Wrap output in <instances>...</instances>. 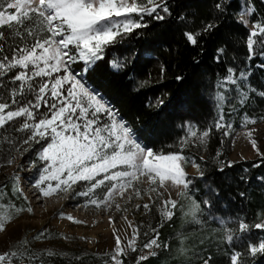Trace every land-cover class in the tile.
I'll list each match as a JSON object with an SVG mask.
<instances>
[{"label":"snow or ice","instance_id":"snow-or-ice-1","mask_svg":"<svg viewBox=\"0 0 264 264\" xmlns=\"http://www.w3.org/2000/svg\"><path fill=\"white\" fill-rule=\"evenodd\" d=\"M256 11L255 0H239L235 5L233 0H204L198 22L196 14L189 21L188 12H176L174 19L184 43L197 46L201 40H212L216 63L227 59L230 45L240 43L245 51L243 61L237 64L233 57L226 74L217 78L211 96L218 109L217 118L201 130L181 117L184 135L177 138L171 150L162 151L142 129L121 117L102 91V84L90 74L106 63L112 74L127 77L131 91L144 87L146 81L137 80L139 61L150 50L138 51L127 41L143 35L141 30H147L153 21L173 19L170 0H0V167L13 166L9 200L5 203L0 197V233L6 232L7 225L20 213L33 211L30 202L17 205L12 199L23 197L28 201L21 187L20 173L24 172L37 200L82 197L85 206L126 213L134 198L149 197L150 203L134 207L148 212L151 204L159 212L161 223L151 228V234L144 232V240L138 243L140 226L122 217L132 231L122 237L113 226L114 247L106 254L105 264H125L124 257L133 253H139L135 264H148L160 249L171 251V246L160 239L158 229L163 221L173 218L178 206L191 223L203 224L211 219L220 226L216 247L221 257L201 248L192 253L196 264H251L257 256H264V235L253 232L264 233V211L255 223L239 213L227 218L215 216L214 211H224L218 207L221 189L209 181L195 156L185 154L191 145L205 147L213 129L220 134L221 145L226 138L235 142L233 123L223 114V105L231 103L225 92H234L232 99L240 107L246 105L251 94L264 99V84L256 87L250 82L254 59L258 58L264 69V18L254 19ZM234 26L246 31L238 33ZM112 51L117 55L111 56ZM159 71L163 78V64ZM175 79L184 77L177 75ZM164 95L155 99L154 106L161 112L171 103ZM176 106L179 109L183 105L177 101ZM259 119L264 120V115ZM256 122V116L245 113L242 126L247 128ZM253 132L247 128V140L264 157ZM221 155L218 148L214 159L219 173L234 163L220 159ZM189 163L196 169L194 175L186 171ZM244 171L247 173V169ZM246 179L250 177H240ZM256 179L264 183V176ZM197 180L205 185L203 191L197 188ZM173 189L179 200L172 198ZM165 193H169L167 198ZM59 215L64 218L66 214L61 211ZM66 218L83 223L70 214ZM108 220L113 222L111 215ZM45 233L41 231L33 239L44 238ZM177 254L181 257L179 264H192L183 237ZM43 255L62 254L47 250L38 254L24 239L0 252V264H45ZM68 259L69 264H84L81 256Z\"/></svg>","mask_w":264,"mask_h":264},{"label":"trees","instance_id":"trees-1","mask_svg":"<svg viewBox=\"0 0 264 264\" xmlns=\"http://www.w3.org/2000/svg\"><path fill=\"white\" fill-rule=\"evenodd\" d=\"M238 2L239 0H233L234 5ZM170 3L173 6V19H167L164 22L153 21L147 30H141L143 35L132 37L130 41H127L128 46L138 51L150 50L139 61L137 80L146 81L144 87L137 92L131 91L127 77L123 74H112L106 63H101L96 73L90 74L95 77L98 84H102V91L119 109L121 117L129 124L142 129L149 141L154 142L155 148L162 151L171 150L177 138L184 135L185 129L181 128V117L184 122L191 120L201 130L211 125L217 118L218 109L211 101V96L216 91L217 78L226 74L225 68L227 64L232 63L233 57L237 58V64L243 61L245 51L240 43H236L234 47L230 45L227 59L218 64L213 59L215 52L212 40H201L197 46L186 45L178 31V22L174 19L176 12H188L189 21L193 18V14H196L198 22L200 13L204 11V0H170ZM255 5L257 11L253 18H264V3H261V0H255ZM236 31L243 33L246 29L236 27ZM110 55L116 56L117 52L112 51ZM196 60L199 64L195 62ZM160 64L165 66L163 78L159 71ZM260 64L261 61L257 58L250 65V82L256 87L264 84V69H261ZM177 75L183 76L184 79L177 81L175 79ZM220 90L224 91V89ZM162 94H165L166 102L171 101L163 112L154 106L156 97ZM225 94L231 99V103L223 105V114L226 121L233 123L235 129L233 135L245 129L242 126L245 113L257 117V122L248 124L247 128L264 122L259 119V116L264 115V99L251 94V99L246 105L240 107L235 99H232L235 97L234 92L229 91ZM177 101L183 105L179 109L176 106ZM150 104L153 106L150 107ZM220 140V134L213 129L205 147L197 148L191 145L185 149V154L195 156L196 162L205 169L209 181L221 189L218 207L224 211H214L215 216L227 218L239 213L241 217H246L249 223L258 222V214L264 211V183L256 177L264 176V157L234 162L230 168L225 167L224 172L219 173L216 170L215 153L220 148L222 149L220 159L230 160L233 142L226 138V143L221 145ZM201 156L204 157L203 160H200ZM254 165L259 166L254 167ZM241 176L250 177V179L240 180ZM7 179L1 180L0 188L4 185L3 192L9 196L11 182H7ZM196 186L201 191L205 187L199 180L196 181ZM240 192L245 193V196L241 197ZM12 198L15 199V197ZM150 208L151 211L148 212L143 208L139 209L142 216L137 223L141 230L138 243L144 240V232L151 234V228L161 223L159 212L152 206ZM174 211L173 218L163 221L158 229L160 239L171 246V251L160 249L158 256L150 258L148 264H179L181 257L177 254V249L181 246V237H183L184 246L189 250L192 264H196V256L192 253H198L201 248L211 251L220 258L222 253L216 247L219 224L211 219H205L203 224L191 223L185 218L179 206ZM229 226L232 225L229 224ZM253 232L257 236L264 235L261 230L253 229ZM138 254L133 253L124 257L125 264H135V256ZM75 256H81L84 264H105L108 258L106 254H95L80 248L62 255L51 257L43 255L42 259L45 264H69L68 258ZM251 264H264V256H257Z\"/></svg>","mask_w":264,"mask_h":264},{"label":"rangeland","instance_id":"rangeland-1","mask_svg":"<svg viewBox=\"0 0 264 264\" xmlns=\"http://www.w3.org/2000/svg\"><path fill=\"white\" fill-rule=\"evenodd\" d=\"M254 129L253 136L257 139L258 145L264 152V122L250 127ZM247 128L236 132L234 135V143L231 145L230 160L234 162L248 161L260 158L255 150L250 146L246 137ZM186 171L190 175L196 173V169L192 165L187 164ZM13 172V166L6 165L0 168V182L7 179ZM21 175V187L24 189V195L28 197V201H24L23 197L14 199L17 205L30 202L33 211L31 213L26 210L14 218L7 225V231L0 233V252L8 250L18 241L27 239L30 242L31 249L34 252L52 251L60 254H67L72 250L83 248L95 254H108L114 247V235L112 228L115 226L122 237L130 234L132 229L128 227L127 222L122 219L126 216L127 220L132 221L137 225L141 218V212L134 205L137 203H150L147 195L142 199H133L127 205L128 211L117 212L114 209L104 211L97 209L94 206H85L82 197L69 199L66 196L36 199L34 189L29 185L25 178L27 175L24 172ZM11 182V181H10ZM1 186L0 197L2 202H8L9 196L3 192L5 189ZM146 187V185H144ZM169 193H165L164 198H167ZM173 199H179L176 191L170 190ZM155 196V194H153ZM117 202L124 207V202L117 198ZM159 203V202H157ZM150 206H152L150 204ZM142 208V207H141ZM63 211L66 215L61 218L59 213ZM70 214L77 220L83 223H74L69 221L66 216ZM111 215L113 222H109L108 216ZM44 238L33 239L41 231H45ZM64 237H67L65 239Z\"/></svg>","mask_w":264,"mask_h":264}]
</instances>
